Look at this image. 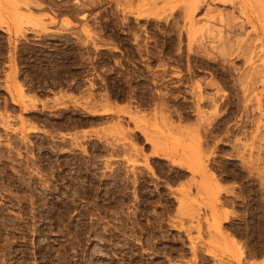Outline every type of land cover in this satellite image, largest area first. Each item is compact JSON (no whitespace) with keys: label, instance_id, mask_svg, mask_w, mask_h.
Returning a JSON list of instances; mask_svg holds the SVG:
<instances>
[{"label":"rangeland","instance_id":"rangeland-1","mask_svg":"<svg viewBox=\"0 0 264 264\" xmlns=\"http://www.w3.org/2000/svg\"><path fill=\"white\" fill-rule=\"evenodd\" d=\"M236 2L0 0V264H264V0Z\"/></svg>","mask_w":264,"mask_h":264},{"label":"bare ground","instance_id":"bare-ground-1","mask_svg":"<svg viewBox=\"0 0 264 264\" xmlns=\"http://www.w3.org/2000/svg\"><path fill=\"white\" fill-rule=\"evenodd\" d=\"M232 1H234V2H236V1H237V2H239V3H240V2H243L244 0H232ZM237 2H236V3H237ZM232 3H233V2H232ZM236 3H235V4H236ZM241 5H242V4H241Z\"/></svg>","mask_w":264,"mask_h":264}]
</instances>
